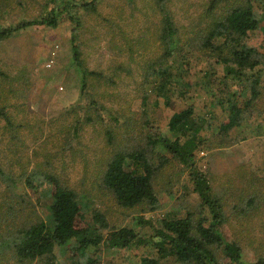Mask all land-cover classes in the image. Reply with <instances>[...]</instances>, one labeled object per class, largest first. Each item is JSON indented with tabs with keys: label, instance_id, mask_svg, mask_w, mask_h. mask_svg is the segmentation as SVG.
<instances>
[{
	"label": "rangeland",
	"instance_id": "obj_1",
	"mask_svg": "<svg viewBox=\"0 0 264 264\" xmlns=\"http://www.w3.org/2000/svg\"><path fill=\"white\" fill-rule=\"evenodd\" d=\"M209 1L167 0L166 4L181 33L191 35L198 30L196 24L205 18ZM56 2L57 8L65 9L58 28L31 27L0 40V168L14 179L39 169L54 172L78 192L89 221L93 211L98 210L111 225L134 228L147 238L152 233L151 226L148 223L141 227V216L155 223L167 215L185 216L188 210L198 211L200 205L192 191L191 170L178 161L167 166L155 181L163 203L156 212L122 208L99 185V172L115 150L109 144L108 130L116 134L118 142L131 139L133 145L149 149L150 134H169L168 124L174 111L165 106L156 92H150L154 83L143 86L144 69L157 62L150 60L160 59L165 52L158 44L161 15L156 0H99L96 10L89 12L76 10L72 0ZM52 9L51 0H0V29L45 18ZM256 9L263 13L257 5ZM71 14L79 17L77 42L84 65L104 77L90 79L92 86L86 89V95L82 94L83 76L74 59L75 24L70 20ZM249 44L264 52V32L252 33ZM185 50L190 55H174L165 62L174 72L179 69L184 74V91L172 97L175 110L192 105L197 123L203 126L202 139L213 137L215 128L227 118L225 106L220 105L221 90L225 88L220 81L226 72L220 62L209 59L198 47ZM110 78L115 85L105 84ZM226 82L232 84L231 79ZM145 91L149 93L147 100H143ZM238 92V88H232L228 97ZM92 98L105 107L99 106L100 115L89 106ZM86 116H91L93 122L76 128L78 120L84 121ZM209 122L213 129L208 128ZM231 135L238 141L226 148L217 144L207 149V138L195 152L194 165L212 175L213 185L225 201V236L240 243L244 259L250 263L264 256V115L255 122H246ZM7 182L6 177L0 176V212L11 220L2 221V254L10 228L22 218L21 212H15L13 219L6 215L8 204L12 201L16 209L26 208L23 212L34 209L48 224L51 204L50 197L44 195L39 202L33 199V205H19L15 197L28 200L29 190L22 188L20 182L15 188H8ZM254 192L258 211L249 218L241 217L246 207L243 203ZM148 245L122 251L101 246L89 255L99 259L96 264H140L142 256L153 254L152 242ZM9 251L0 256V264H17ZM57 256L60 264L71 263L69 254L59 251Z\"/></svg>",
	"mask_w": 264,
	"mask_h": 264
},
{
	"label": "trees",
	"instance_id": "obj_2",
	"mask_svg": "<svg viewBox=\"0 0 264 264\" xmlns=\"http://www.w3.org/2000/svg\"><path fill=\"white\" fill-rule=\"evenodd\" d=\"M98 1L72 0V6L76 10L95 11ZM166 1L156 0L161 15L158 44L165 52L160 59L150 60L157 62L144 69L143 86L154 83L150 92H156L164 99L165 106L174 111L168 124L169 134H150L149 149L133 145L131 139L118 142L114 136L116 134L108 130L111 137L109 144L115 150L99 172V185L108 190L122 208H141L144 213L156 212L163 203L155 181L167 166L178 161L191 170L192 191L200 199L198 211L188 210L185 216L178 213L167 215L155 223L141 216L138 219L141 227L148 223L151 226L152 233L146 238L134 228L111 225L106 215L98 210L93 211L89 221L78 192L54 172L39 169L14 179L0 168V176L9 181L8 188H15L20 182L22 188L29 190L28 200L23 196L15 197L19 205H33V199L39 202L44 195L51 199L49 224L34 209L23 212L26 208L16 209L12 201L8 204L9 210L5 214H9L11 219L17 216L15 212L22 213L20 223L10 228L9 240L4 242L6 249L3 251L4 254L10 250L17 264H60L59 251L69 254L70 264H96L99 259L89 254L98 252L101 246L122 251L149 246L150 242L153 254L142 256L140 264H264V256H259L254 262L245 261L240 243L236 239L226 238L224 227L228 218L224 197L213 185L212 175L194 165L195 152L205 141L209 139V150L217 144L219 148L233 146L238 140L232 137V132L264 115V52L249 44L252 33L258 30L264 32V0H210L205 18L196 24L198 30L191 35L190 32L181 33ZM51 3L53 9L45 18L22 21L18 25L0 29V40L9 39L31 27L58 28L61 23L59 18L65 9L57 8L56 0H51ZM254 3L261 8L262 14ZM219 9L224 13H219ZM78 18L72 14L70 16L75 24L72 43L74 59L83 76L82 94L86 95V89L92 86L90 79L104 77L103 73L89 71L81 59L77 42L80 28ZM185 47H198L209 59L220 62L226 72L220 81L225 87L221 90L223 98L220 105L225 106L227 118L213 131L214 138L202 139L203 126L197 123L192 105L181 111L175 110L172 97L176 92L184 91L181 88L184 74L179 69L174 72L165 62L174 55H190ZM228 79L232 80L231 85L226 82ZM104 82L116 84L113 78ZM232 88H238L239 92L228 97ZM148 94L145 91L143 100H147ZM89 106L98 115L101 111L99 106L105 108L94 98ZM257 113L260 115L257 116ZM89 122L93 120L91 116H86L84 121L78 120L79 126L76 128L81 129L83 123ZM207 126L213 129L211 122ZM257 198L256 192L247 197L243 203L246 207H241L244 214L241 217L249 218L254 211H258L255 204ZM5 217L0 212V231L3 220L6 223L11 221ZM3 254L0 252V256Z\"/></svg>",
	"mask_w": 264,
	"mask_h": 264
}]
</instances>
